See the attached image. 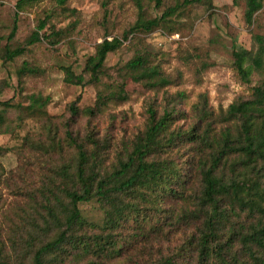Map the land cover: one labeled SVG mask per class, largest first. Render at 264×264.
<instances>
[{
  "label": "trees",
  "instance_id": "16d2710c",
  "mask_svg": "<svg viewBox=\"0 0 264 264\" xmlns=\"http://www.w3.org/2000/svg\"><path fill=\"white\" fill-rule=\"evenodd\" d=\"M37 1H17L10 39L17 32L19 12ZM244 1L245 20L251 25L264 0ZM66 2L59 0L62 6ZM155 2L160 5L163 0ZM195 2L208 8L214 5L213 0H182L160 17H149L142 0H137L138 18L123 37H106L98 43L82 72L65 66V80L77 85L101 82L109 54L131 34L149 33L182 6ZM47 25V19L40 20L26 45L43 38L57 44L63 31L55 26L44 31ZM255 40L256 49L233 53L237 72L247 83L255 71L264 73V34H255ZM25 51L26 46L7 45L4 58L15 60ZM151 65L147 50L137 48L119 69L120 80L104 84L97 110L113 100L127 99V73L137 70L145 75ZM35 71L24 63L19 73ZM167 82L154 65L153 76L145 84ZM79 108L70 105L74 114ZM97 110L89 107L87 112L94 115ZM200 112L198 121L184 129L174 125L175 109L166 108L158 115L150 107L146 128L124 145L110 169L104 166L100 141L91 136L92 148H88L67 129L66 140L75 155L55 170L61 181L56 191L50 189L53 198L45 205L47 213L27 225L21 236L30 264L68 260L77 264H264V77L249 97L229 105L223 120L228 123L220 128L206 108ZM57 146L51 141L50 150ZM95 198L105 211V226L83 220L79 204Z\"/></svg>",
  "mask_w": 264,
  "mask_h": 264
},
{
  "label": "rangeland",
  "instance_id": "374dc122",
  "mask_svg": "<svg viewBox=\"0 0 264 264\" xmlns=\"http://www.w3.org/2000/svg\"><path fill=\"white\" fill-rule=\"evenodd\" d=\"M17 1L0 0V260L4 264L31 262L21 236L27 225L47 213L45 205L53 198L50 189L56 191L61 181L55 170L75 155L66 140L67 129L88 148H92L91 136L100 141L104 166L110 169L124 145L146 128L150 107L158 115L166 108L175 109L174 125L184 129L196 123L200 110L206 108L220 128L228 123L223 120L229 105L249 97L264 77L255 71L252 81L244 82L235 67L234 50L256 49L255 34H264V7L249 25L244 0H213L211 8L197 2L182 6L155 30L131 34L109 54L102 81L85 85L68 83L64 67L80 73L98 43L106 37L122 38L138 18L137 0H67L64 6L59 0H39L19 12L17 32L10 39ZM177 1L182 0L142 3L147 16L160 17ZM43 19L48 20L44 31L50 32L51 26L63 31L60 41L53 45L43 38L26 45ZM7 45L26 46V51L15 60H5ZM137 48L147 50L152 67L145 75L130 70L125 76L127 99L108 102L98 111L99 92L105 83L120 80L119 69ZM24 63L36 71L20 74ZM154 65L167 83L145 84L153 76ZM72 103L80 107L79 113L71 112ZM89 107L97 113H88ZM53 140L58 146L50 150ZM79 206L85 222L106 225L97 198ZM159 245L156 240V249Z\"/></svg>",
  "mask_w": 264,
  "mask_h": 264
}]
</instances>
